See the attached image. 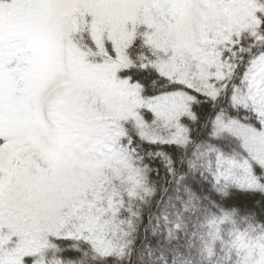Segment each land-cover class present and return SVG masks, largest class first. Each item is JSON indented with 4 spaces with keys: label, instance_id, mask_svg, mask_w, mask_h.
Listing matches in <instances>:
<instances>
[{
    "label": "snow or ice",
    "instance_id": "1",
    "mask_svg": "<svg viewBox=\"0 0 264 264\" xmlns=\"http://www.w3.org/2000/svg\"><path fill=\"white\" fill-rule=\"evenodd\" d=\"M0 264H264V0H0Z\"/></svg>",
    "mask_w": 264,
    "mask_h": 264
}]
</instances>
